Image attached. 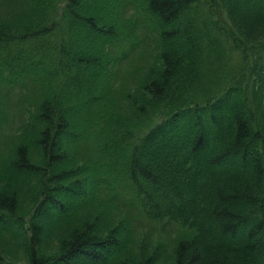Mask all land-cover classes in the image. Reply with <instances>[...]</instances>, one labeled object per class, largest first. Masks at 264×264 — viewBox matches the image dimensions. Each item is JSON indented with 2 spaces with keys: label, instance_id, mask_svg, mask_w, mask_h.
Here are the masks:
<instances>
[{
  "label": "trees",
  "instance_id": "trees-1",
  "mask_svg": "<svg viewBox=\"0 0 264 264\" xmlns=\"http://www.w3.org/2000/svg\"><path fill=\"white\" fill-rule=\"evenodd\" d=\"M135 3L141 14L126 22ZM4 16L2 167L36 177L38 199L22 214L0 188V232L19 233L26 264H154L120 257V223L104 234L86 220L46 248V202L81 174L133 225L175 236L168 264H264V0H0ZM140 26L160 38L159 60L126 93L131 113L117 114L106 104L112 52L123 42L133 53ZM10 120L23 132L8 149ZM82 143L91 176L60 171ZM0 264L18 263L0 251Z\"/></svg>",
  "mask_w": 264,
  "mask_h": 264
},
{
  "label": "rangeland",
  "instance_id": "rangeland-1",
  "mask_svg": "<svg viewBox=\"0 0 264 264\" xmlns=\"http://www.w3.org/2000/svg\"><path fill=\"white\" fill-rule=\"evenodd\" d=\"M28 2L21 4L15 12L18 14L21 10L26 9ZM205 9H201L204 11ZM123 14L126 16L125 21L131 22L132 18H128L132 15H140V10L127 6ZM1 20L5 19L0 18ZM137 36L143 37L142 43H137L133 53H130L128 57L122 52L118 51L113 54L117 59H122L118 64L119 72L127 69L130 71L126 74H108V84L110 89L107 91L106 104H110L117 114L127 115L131 113L128 111L129 98L126 93H132L134 88L142 79L149 66L156 65L158 63V53L161 50L159 41L160 38L156 32L148 26H140L137 29ZM125 48L127 46H124ZM119 88V89H118ZM10 108H8L9 110ZM11 110V109H10ZM13 119L18 114L17 110L12 108ZM12 111L9 113L6 110V119H10ZM17 124L11 127V122L8 123L4 131L6 132L11 142H9V148L19 141L22 131L17 132ZM17 134L15 135V133ZM32 133V130H31ZM31 139L28 140L30 147V159L33 163H40L41 153L35 148L33 143L34 134H31ZM25 139V138H24ZM75 147V146H74ZM94 152L89 144L82 143L79 149L71 147L68 151L65 163L59 165L61 170H69L77 168L83 170L84 168L91 176L90 164L88 160L92 158ZM4 156H0V188H4L10 192H13L18 200L19 211L22 214H27L31 211V208L35 205L37 198V178L28 172L19 173L13 170L11 167H2ZM87 164V167H86ZM77 183L83 187H73L70 194L69 188ZM88 178L85 174H81L70 179H66L59 182L58 185L63 186L58 195H55L53 199L46 202L45 226V241L46 248L49 251H53L57 248L58 242L62 236H64L69 230L73 228L83 229L86 224V220L102 229L105 234L108 229L115 227L117 224H121L124 228L128 229L126 235V243L123 250L120 253L121 258L135 260L138 258H148L154 264H168V261L172 257L173 247L175 245V236H171L161 231H155L154 226L151 224L133 225L131 221L132 215L123 209L116 208L105 197L108 195V190H99L97 187V180L88 184L90 191L87 189ZM69 187H65V186ZM55 194V193H54ZM89 197V198H88ZM93 230V228H92ZM174 235L175 232L172 231ZM178 235V234H176ZM19 239V233L14 232L7 234L0 232V251L7 256V258L16 261L18 264H26L23 251L18 249L16 243ZM111 249L119 247L112 244Z\"/></svg>",
  "mask_w": 264,
  "mask_h": 264
}]
</instances>
